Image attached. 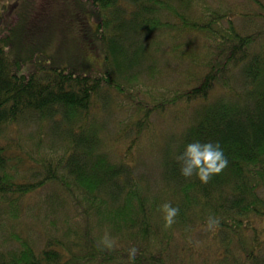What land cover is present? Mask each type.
Instances as JSON below:
<instances>
[{
	"label": "trees",
	"instance_id": "1",
	"mask_svg": "<svg viewBox=\"0 0 264 264\" xmlns=\"http://www.w3.org/2000/svg\"><path fill=\"white\" fill-rule=\"evenodd\" d=\"M253 1L258 7L240 25L236 19L245 13L225 0L1 5L0 228L19 219L27 197L47 185L52 210L73 211L64 224L54 219L51 229L44 226L42 239L12 225L0 241V264H132V246L135 264H264L257 221L264 220V1ZM4 9L14 17L5 18ZM73 21L83 39L101 44V67L82 58L94 48L74 40ZM59 32L65 46L51 48ZM184 32L197 39L194 46L193 39L180 40ZM170 41L176 58L197 62L186 81L159 92L163 82L149 78L164 68L160 53ZM66 51L72 54L63 59ZM107 89L116 90L119 101L106 98ZM181 101L190 109L187 123L154 134L155 113ZM98 103L106 119L93 113ZM115 113L125 124L119 132L107 125ZM29 124L37 127L31 142L60 139L55 154L45 156L39 143L23 154L19 127ZM13 128L17 133L8 137ZM122 130L130 140L113 155L112 136L120 140ZM144 137L163 142L152 170L140 167L137 155ZM194 140L219 142L229 161L207 183L180 174L176 158ZM165 202L180 209L167 227L160 211ZM210 217L219 220L217 227H208ZM106 232L111 249L101 243Z\"/></svg>",
	"mask_w": 264,
	"mask_h": 264
},
{
	"label": "rangeland",
	"instance_id": "2",
	"mask_svg": "<svg viewBox=\"0 0 264 264\" xmlns=\"http://www.w3.org/2000/svg\"><path fill=\"white\" fill-rule=\"evenodd\" d=\"M15 0H0V9L1 5L5 3L6 5L10 4L9 2H13ZM26 2L27 0H23V2ZM213 3H217L222 0H209ZM264 1V0H263ZM226 3L232 4V6L236 7L239 10H242L245 13V18H237L236 21L238 25L243 24V21L251 14V12H254L256 8L258 7L257 3L254 2H249V0H225ZM9 6V5H8ZM3 16L7 19H12L14 16L10 12L9 9H4L3 10ZM74 25V33L73 35L75 36L74 39L76 42H78V37L80 40H83L86 44H88L89 47L94 48L93 49H88L86 53H91L87 55H83L82 58L85 60H97V65L98 67L100 64H102V46L98 41H91L86 35L84 36V39L80 33H83L82 30H80V24L77 21H73ZM68 35V34H65ZM63 34L62 32H59L58 34H55L54 38L52 39L50 46L55 47V49H58L60 47H64L65 43L67 41L66 38L62 37ZM189 39H193L194 41L191 42L190 44L194 46V43L197 41L196 38L193 37L192 34H188L187 32H184V34L180 37V40L182 41H187ZM171 41L168 43H165L163 46L164 52L160 53V57L162 58V62L164 64V68L160 67L158 68L156 74L153 76L152 80L149 78V83H154L158 79H160L163 82V85H166L169 82H172L170 84H167L166 86L161 87L159 92H166L169 89H175L179 86V83L177 82L178 80H187V76L190 74L189 70L193 68L194 64L197 62L193 58H188L186 57L185 59L183 58H176V54L172 51L171 47ZM71 47V40L69 41L67 47ZM73 46V45H72ZM85 46V45H83ZM190 47V45H188ZM198 50L201 51V48ZM193 51H197V49H192ZM99 53V54H97ZM72 53L66 51L63 54V59L69 57ZM81 59V58H80ZM167 61V63H166ZM161 62V63H162ZM101 67V66H100ZM164 70V71H163ZM177 80V81H175ZM157 92L156 94L158 95ZM106 98L111 97L112 99H118L119 101V94L116 90L114 89H107L105 91ZM100 103H98L97 107H94L92 109L93 113L101 119H106V112L104 110L100 111ZM189 112L190 109L188 105L185 104V102L181 101L178 105L172 106L168 108L165 112L160 113H155L152 117V122H151V128L155 129L154 134L156 132H159L158 134L164 135V131L171 129V130H181L182 127L187 123L189 120ZM174 114L177 115V117H174ZM179 115V116H178ZM121 114L115 113L112 115L111 120L108 122V128L110 127V131L114 132L117 131L119 132L125 124H122L119 119H120ZM188 119V120H187ZM121 126V127H120ZM99 126L97 125V128ZM20 128V132L23 134V137L19 139L21 144L23 145L20 146L22 147L21 150L25 156H27V153L31 149H33L32 145H38L39 144H44L43 145V150H44V155L45 156H51L57 152V147L61 144L60 139H49L48 135H46L45 139H41L39 142L36 140L30 141L29 138L31 139V134L34 130H37V127L35 124H29V125H22ZM106 130L101 131L100 135L101 137L104 136L108 130L107 127L105 128ZM123 131V130H122ZM15 133V129L13 128L9 133L8 137H12ZM123 133H125L123 131ZM157 134V135H158ZM132 135V134H131ZM127 133L122 134V137L120 140L116 139V135H113V141L111 143L112 149H113V155L117 152L120 154V147H122V143L129 141L130 139H127ZM159 139V138H158ZM163 142H157L154 144H151V141L148 139V137L141 138L140 141L137 143V155H140V167L144 166L146 168L150 167L151 170L154 169V163L157 161L156 158H159V148L161 147ZM60 147V146H59ZM19 148V146L17 147ZM151 152H152V158H151ZM109 155L112 154V152L108 153ZM152 159L151 161L149 159ZM158 178V176H157ZM159 179H157L154 182V185L158 184ZM51 190L50 185H47L43 187L40 191L35 192L31 194V197H27V201L24 207V211L21 214V217L16 220H7V225H9L8 228H0V241L4 242L2 239L8 237L10 227L12 225H15L17 230L21 234L29 235L30 239H42L43 234H42V229L44 226H46L47 230L51 229L53 227L52 221L54 219H58L59 223H65V217L67 215L72 216V211L73 208L70 206H65L62 209L57 208L56 210H52V207L50 203L46 199V195L49 193ZM75 218V216H73ZM76 221V219H75ZM258 221L259 227L263 229L264 231V220L263 221ZM63 226V225H61ZM13 237V236H11ZM8 246H12L13 241L12 240H7L6 241Z\"/></svg>",
	"mask_w": 264,
	"mask_h": 264
},
{
	"label": "clouds",
	"instance_id": "3",
	"mask_svg": "<svg viewBox=\"0 0 264 264\" xmlns=\"http://www.w3.org/2000/svg\"><path fill=\"white\" fill-rule=\"evenodd\" d=\"M176 159L180 165L182 176L189 178L195 175L203 183H207L213 175L219 174L229 163L219 142H201L199 140L187 143ZM160 211L163 213L167 227L175 222L180 209L174 207L170 202H165L160 206ZM207 223L208 227L212 229L219 225V220L210 217ZM101 243L109 249L114 246V241L109 238L107 232ZM137 253L138 249L135 246L128 249V259L132 264H135Z\"/></svg>",
	"mask_w": 264,
	"mask_h": 264
}]
</instances>
